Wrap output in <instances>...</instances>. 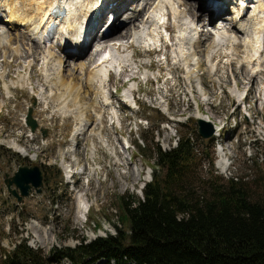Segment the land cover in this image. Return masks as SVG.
Listing matches in <instances>:
<instances>
[{"label": "rangeland", "instance_id": "1", "mask_svg": "<svg viewBox=\"0 0 264 264\" xmlns=\"http://www.w3.org/2000/svg\"><path fill=\"white\" fill-rule=\"evenodd\" d=\"M186 1L193 3L192 0ZM97 3L98 0L95 5ZM183 4L187 6L186 3ZM200 9L195 7V12H190L194 17L198 15L200 21L205 22L206 18L211 16ZM217 19L224 22L223 18ZM217 19L214 18L213 21ZM131 23L128 22L127 26L110 39L117 38L119 34L120 36L124 34L126 37L129 34L127 28ZM213 23L210 22V24ZM219 24L216 25L219 26ZM4 25L6 26L0 21V29L1 26L7 29ZM204 27L206 31L208 26ZM226 28L223 27V30ZM17 31L19 32V29H9L13 37L17 35ZM203 36L207 35H201L197 40L198 43L201 44ZM24 40L22 43L18 39L13 41L14 46L19 44L20 47L17 55L8 52L5 45L0 48V256L4 253V249L6 251L13 249L14 241L19 238L17 231H22V236L27 238L30 246L41 249L45 254L54 246H74L81 237L89 241L96 236L115 233L114 224H119L120 197L141 198L142 185L150 180L154 152L150 155L148 146L152 148L157 142L163 150H167L175 145L177 136L184 133V128L187 129L186 131L195 129L197 132L198 118L195 117L197 116L195 113L198 105H200V111L209 116L212 123L218 126L215 128L216 124H212L217 137L214 136L216 139L211 149L213 173L224 178L234 177L242 180L254 192L264 195V101L260 99L261 94L264 95L262 86L264 83L260 85L261 78L258 76L256 79L250 78L249 71H241L236 63L232 64V67L223 63L224 52L219 54L217 59L221 66L218 65L216 73H211V69L204 61L200 63L201 59L203 60L200 53L206 49V45L203 47L202 43L198 51L196 50L199 53L196 58L200 57L198 62L201 69L195 66L194 69L197 70L195 79L203 82L204 93L199 100L195 96L201 89L198 80L186 81L182 68L170 66V73L167 74L169 65H161L154 60L155 50L148 53L141 47L131 46L127 52H134V59L139 65L134 81L138 105L126 101L125 90L134 83L127 81L128 76L122 73L110 71L109 78L106 79V84L104 83V95L105 98H109L107 105H103L104 97L101 94L96 95L98 84L94 83L92 88L87 90L83 79L79 84V90L75 88L77 91L72 89L65 93L69 94L66 99L73 97L71 99L73 100L77 97L76 99L82 103L90 104L94 96L99 98V103H95L89 109L98 111L104 117H102L104 128L101 127L103 139H98L94 134L99 131L96 130L98 125L95 124L96 127L89 126L85 134L77 138V143H73L72 132L79 124L76 116L73 114L63 116L62 112L53 110L57 106L52 108L51 102H45L40 98L42 90L46 91L45 94L50 90H56L54 87L47 86L45 81L43 55H41L44 46L34 43L35 50L31 53L30 45L27 43L32 41ZM205 40L209 38L205 37ZM17 41L19 42L16 43ZM242 50L238 47L233 55L234 59H240L242 55L244 57ZM171 51L172 49L169 48V53ZM54 52L58 53L56 50ZM86 57L85 55L78 60L84 61ZM70 62L64 68V79L69 81L70 78L71 83H76L82 74H77L78 77L80 76L78 79H72L71 77L74 76L70 75ZM147 69L151 71V74L146 80V76L142 73ZM158 74L162 80L159 85H154V79ZM20 76L23 78L21 79ZM243 78L248 79L247 83L240 81ZM236 83H239L237 88ZM5 84L9 86V90L5 88ZM192 86L196 89V93L188 90ZM244 90H247L245 94L246 97L248 96L245 100L246 108H243L242 102L239 101L243 96L240 94ZM108 101L112 108L108 105ZM164 102L175 113H167L163 109ZM30 106L33 107V116L40 126L47 128L45 137H42L41 131L30 132L29 127L24 123V116ZM68 106L72 107L71 104ZM180 109L188 111L177 112ZM84 111L87 110L84 109ZM115 113L117 117L111 119L112 114ZM111 120L114 122L112 125ZM182 123L186 124L184 128L180 125ZM203 140L207 139H198L199 148L204 147ZM12 141L24 147L28 155H22L10 146L9 142ZM92 144L94 147L91 149L89 145ZM71 148L74 149V153L68 151ZM140 148L145 150L142 151ZM65 151L69 153L66 154ZM76 156H78L77 159L79 158V164L74 165ZM222 159L226 160V169H222L219 165ZM24 164H37L42 169H47L51 177L50 189L43 183L41 193H34L24 197L21 202H17L7 192L3 175L4 173L12 175L18 166ZM66 165L73 167V170L69 167L67 169L71 173L75 171L76 174L55 185L54 180L58 179L55 167L62 171ZM84 165H86L85 169ZM208 169L209 162L205 157L202 160V175H206L205 172ZM137 174L140 176L139 181L135 180ZM52 191H55L57 195L54 201L48 197ZM82 200L84 203L80 202ZM81 205L85 206V212L80 211L78 206ZM101 263L103 261L98 264Z\"/></svg>", "mask_w": 264, "mask_h": 264}, {"label": "trees", "instance_id": "2", "mask_svg": "<svg viewBox=\"0 0 264 264\" xmlns=\"http://www.w3.org/2000/svg\"><path fill=\"white\" fill-rule=\"evenodd\" d=\"M186 130L167 150L157 142L148 146L154 152L151 180L141 198L120 197L115 233L81 237L45 254L17 231L0 264H264V195L242 180L214 174L213 139L199 148L196 130ZM205 157L209 169L202 175ZM43 170L49 188L51 177ZM55 172L56 185L62 178L57 167ZM56 196L48 194L52 201Z\"/></svg>", "mask_w": 264, "mask_h": 264}, {"label": "bare ground", "instance_id": "3", "mask_svg": "<svg viewBox=\"0 0 264 264\" xmlns=\"http://www.w3.org/2000/svg\"><path fill=\"white\" fill-rule=\"evenodd\" d=\"M64 1L65 0H0V13L6 12L5 13L6 15H4L5 18L3 22L7 25H10L9 29L17 28L18 26L23 28V31L21 30H19V32L17 31L18 32L17 35L13 37L12 35H10L11 33L9 32V30L4 31L3 27L1 26L0 48H3V45H5L8 49V52L17 55L20 52L19 50L20 47L19 44H16L17 46H14L15 45V43L13 44L14 39H18L21 43L23 42L24 39H27L28 41L34 40L36 42L43 41L45 37H48L46 32L50 23L53 21V17L50 15V11L54 6H56L57 3L62 4ZM96 1L97 0H66L67 5L70 7V11L68 12L67 17L64 19V21H61V25H60L61 33H58L56 30L53 29L52 30L53 35L51 37V40H48L51 41L50 46H47L44 43L45 41H43L45 45L44 48L42 47L43 48L42 59H43V67H44L43 71L45 75V81L47 82V86H49L50 88L54 87V89L56 90L55 91L50 90L47 94H45L46 91L42 90L40 94V98L43 99L45 102H51L52 108H54V106H57V108L53 110L62 112L63 116H68L70 114L76 116V119L78 120L79 124L78 126L75 127V130L72 132L71 141L73 143L74 142L77 143V138L80 137L83 133L85 134V130H87L89 126L95 124L98 125L96 130L99 131H97V133L95 132L94 134H96L98 139L102 140L103 138L101 137L102 136L101 127H102V119L104 117L102 116V114L98 113V111H95L94 109L92 110L89 109L90 106L93 107L95 103H99L98 102L99 98L97 99L96 96H94V98L89 104L88 102L82 103L81 101L76 99L77 98L76 96H75L76 98L71 100L73 98L72 97L73 95L71 96L72 97L71 99L70 98L66 99L69 94L66 95L65 93L70 92L72 89L74 91L75 88L79 90L80 88L79 84L84 79V85H85L84 87L87 90H90V88H92L94 83L98 84L96 89V93H97L96 95L101 94L104 97L103 105H107L106 102L107 100H109V98H105L104 83L107 77H109L110 75L109 73L110 69L113 70L114 72L115 71L117 72V70L119 69L118 66L122 67V71H123L122 74L124 76L125 75L128 76V81H135L137 69L139 68V65L136 63V60L134 59V55H133L134 52L133 51H132L133 53H129L127 51L126 53L120 52L119 51L120 47L124 48L128 46L126 49L129 50V48L133 45V43H136L140 46H146L152 44L155 46L156 49L158 47V41H159L158 37L164 25V24L162 25L160 22L161 19L165 18V16L173 17L171 23L173 26L176 27L174 32L175 42H173V40L170 39V41L166 43L168 45L161 47V52L163 53L160 54L165 55V57L167 56L166 65H169L167 66L168 73H170V66L171 68H182L185 73L184 77L186 81L191 82L193 79V81L195 82L198 80V84L200 85L201 89L199 91V94L195 96L199 100H201L202 96H204V93L202 91L203 82L199 79H195V77H197L196 75L197 70H195L194 68L196 65L198 68H200L198 62L200 57L196 58L197 55H199V53L196 52V50L198 51L202 43L204 44L203 47H205L206 45V49H204L202 53H200L201 54L200 56L203 57V60L201 59L200 63L204 61L206 66L208 65L207 67L211 69V73H216L218 70L217 67L218 65H220V62L217 61V57L220 52H224L225 56L223 58L225 59L226 62L229 63L231 67L233 66L232 64L236 63L237 65H239L241 71L249 70V73L251 72L252 74L249 76L250 78L256 79V76L262 72V71L258 72V68L262 65V63H264V57L260 53L258 54V52L261 51L262 49L264 51V48L261 46L263 44L262 37L264 38V0H257V6L255 7V9L252 12L242 14L241 16H239L241 7L238 9H234L232 17L227 20H226L227 18L226 16L221 15L222 12H219L218 14H216V16H212L213 12L209 8H207V6H205L204 1L202 0H192L193 3L187 2L186 0L184 2H181L180 0H146L142 3L145 5L141 9V11H137L135 10L136 8H134V10L131 9V12L127 13L128 17L133 16L135 19L133 21L127 19L128 22H132V23L127 28L129 30V34H127L126 37H124V34H122V36H120L121 34H119L117 38L113 40L110 39L109 42H107L108 40H104L103 42H107L106 45H104L100 50H95L94 53H92V55L90 56L87 55L86 60L84 61L83 60L79 61L78 59L77 61L76 59H72V61L70 60L71 61L70 62L68 60L69 58L68 53H66L65 56L64 55L57 56V53L54 52L55 47H57L59 51H65V46L67 47L76 46L77 49L82 48L81 41L78 40L77 38V35L79 33L78 24L83 18V15L88 16L93 14V16H96L97 11L99 9L98 3L95 5ZM99 1L100 0H98V2ZM112 1L114 0H110V2ZM134 1L136 0H132V1L120 0L119 3L122 6L126 3H131ZM177 3L179 4L177 5ZM183 3H186L187 7ZM244 3H245L244 1H241V4ZM248 6H250V4H248ZM195 7L199 9L201 8L200 10L204 12H208L210 14L211 17L206 18L209 24L210 22H213L214 18H223L224 22L220 20L219 26L216 25L218 24L216 22L213 25L215 31L209 32L207 27H206L207 30L204 31L203 27L208 25L206 24V21L205 22L203 20L200 21L198 15L194 13V15H196L197 17L196 18L190 12V11L195 12L194 10ZM141 14H143V16L142 18L139 19ZM78 16L82 17L80 18L79 22H78L79 19ZM135 21L138 22L135 23ZM223 27L225 28L227 27V28L223 30ZM65 34H67L70 37V39L66 41V39L64 38V43H63L61 40V36ZM203 34L207 35L205 37H208L209 40H205V37L203 36L200 44L197 42V39L201 37V35ZM19 41H17L16 43H18ZM34 43L35 42L33 41L32 43L31 42L27 43V45H30L29 50L31 51V53H33V51L35 50ZM238 47L239 48L241 47L243 49L242 52L244 53V57L242 55V58L234 59L233 55L235 54L236 50H238ZM169 48L170 50L172 49L170 53H169ZM84 49L86 50V47L82 48V50ZM91 50L92 47L89 49L88 53ZM84 52L85 51L81 53ZM103 52L104 55L101 57L100 60H98V58ZM70 53L71 55L77 54L72 52ZM69 62L71 63V67H70L71 70L69 69L70 75L74 76L71 77L72 79L74 80L75 78L78 79L80 76L78 77L77 74H82V77L79 78V81L77 82L75 81L76 83H71L72 81L70 82V78L69 81H66L64 79L65 75L63 74V71L65 70L64 69L65 66H68L67 64ZM142 74L146 76L151 74V72H149L147 69ZM193 84L194 83H192V85ZM237 86H239V83H236V88ZM5 88L9 90V86L7 84H5ZM77 89H75V91H77ZM134 90H135V83L134 85L132 84L131 86H129V88L126 90L125 92L126 101L128 100L131 102V97H134ZM188 90L191 91L192 93L197 92L196 89L193 88V86L191 87V89L188 88ZM233 92L235 93L237 91H233ZM69 104H71L72 107H69L68 106ZM164 104L165 105L163 109H165L167 113L169 114L175 113V111L172 112L170 110V108L167 106L165 102ZM77 107L80 108L78 109ZM110 108L112 107L110 106ZM84 109L87 111L90 110L89 113L87 111H84ZM186 111L188 110L180 109L177 112L184 113ZM195 114L197 115L195 116L197 118H203L205 120L211 121V118L209 116L203 114L200 111V105H198V109ZM114 117L116 118L117 114H112L111 119H113ZM115 122H117V120ZM217 127L218 126L216 124L215 128ZM9 143L10 146H12L14 149L19 151L22 155L25 156L27 155V152L25 151L24 147H21L17 142L15 143V141L14 142L12 141ZM89 147H91L92 149L94 146L92 144L89 145ZM68 151L74 153V149L72 148ZM68 151H65V153L67 154ZM92 153L90 154L92 155ZM77 157L78 156L74 158V165L79 164L78 161L79 158L77 159ZM219 165L222 169H224L226 166V160L222 159L219 162ZM65 167L67 169L69 166L66 165ZM83 168L85 169L86 165H84ZM138 174L137 177L135 178L136 181L137 180L139 181L140 179V176ZM80 202L84 203L83 200ZM78 207L81 212L82 211L85 212L84 211L85 206L81 205Z\"/></svg>", "mask_w": 264, "mask_h": 264}, {"label": "water", "instance_id": "4", "mask_svg": "<svg viewBox=\"0 0 264 264\" xmlns=\"http://www.w3.org/2000/svg\"><path fill=\"white\" fill-rule=\"evenodd\" d=\"M25 119L30 130L34 132L38 124L32 116V107L28 108ZM197 126L198 133L203 138H209L212 135L213 125L211 122L203 118H198ZM40 130L42 131L43 136H45L46 131L44 129ZM3 183L6 186L8 193L14 196L17 202H20L24 197L30 196V194L41 192L43 186L42 168L37 164L18 166L12 175L4 173ZM13 184L15 187H12Z\"/></svg>", "mask_w": 264, "mask_h": 264}]
</instances>
